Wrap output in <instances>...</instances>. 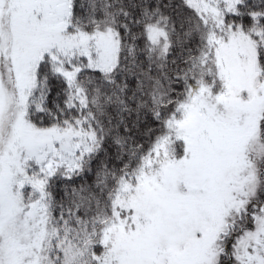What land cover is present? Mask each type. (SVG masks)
I'll list each match as a JSON object with an SVG mask.
<instances>
[{
	"label": "snow or ice",
	"instance_id": "6c2138e0",
	"mask_svg": "<svg viewBox=\"0 0 264 264\" xmlns=\"http://www.w3.org/2000/svg\"><path fill=\"white\" fill-rule=\"evenodd\" d=\"M0 264H264V0H0Z\"/></svg>",
	"mask_w": 264,
	"mask_h": 264
}]
</instances>
